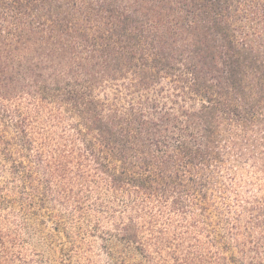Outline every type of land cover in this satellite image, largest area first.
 <instances>
[{"label":"trees","instance_id":"obj_1","mask_svg":"<svg viewBox=\"0 0 264 264\" xmlns=\"http://www.w3.org/2000/svg\"><path fill=\"white\" fill-rule=\"evenodd\" d=\"M247 1L0 0V108L22 99L40 115L54 106L53 118L71 121L70 145H83L78 157L113 191L174 196L182 211L185 190L217 160L223 127L264 135V0ZM250 17L263 23L256 38L238 26ZM243 212L258 236L242 260L264 264V196ZM117 238L137 241L133 220Z\"/></svg>","mask_w":264,"mask_h":264},{"label":"rangeland","instance_id":"obj_2","mask_svg":"<svg viewBox=\"0 0 264 264\" xmlns=\"http://www.w3.org/2000/svg\"><path fill=\"white\" fill-rule=\"evenodd\" d=\"M246 5L254 9L250 0ZM246 5L242 11L253 12ZM252 21L246 18L238 26L256 38L251 35L262 31L263 23ZM3 104L0 264H185L191 256L202 257L205 264H246L243 255L252 256L243 244L258 233L243 210L248 201L264 196L260 130L245 134L223 127L214 146L217 160L196 176V186L185 190L184 210L176 212L174 196L162 199L131 188L113 191L105 176L94 173L89 157H78L83 145H70L71 121L66 115L53 118L60 114L54 106L38 115L26 100ZM22 123L29 148L22 143ZM130 220L138 239L119 244L117 236ZM197 243L201 249L195 251Z\"/></svg>","mask_w":264,"mask_h":264}]
</instances>
